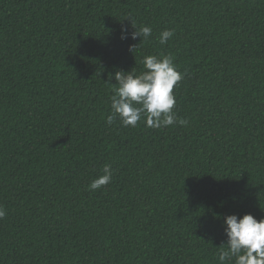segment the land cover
<instances>
[{
	"label": "trees",
	"instance_id": "16d2710c",
	"mask_svg": "<svg viewBox=\"0 0 264 264\" xmlns=\"http://www.w3.org/2000/svg\"><path fill=\"white\" fill-rule=\"evenodd\" d=\"M146 55L187 125L107 122ZM0 206V264H217L225 216L264 218V0H0Z\"/></svg>",
	"mask_w": 264,
	"mask_h": 264
},
{
	"label": "clouds",
	"instance_id": "9594fccd",
	"mask_svg": "<svg viewBox=\"0 0 264 264\" xmlns=\"http://www.w3.org/2000/svg\"><path fill=\"white\" fill-rule=\"evenodd\" d=\"M132 27L133 21L131 20ZM131 32L132 39L148 41L152 36L150 26H141ZM121 39H128L126 28L121 29ZM174 35V30L165 29L160 33L159 43L164 45ZM141 63L144 71L136 73L117 71L116 84L112 85L114 95L110 97L111 113L107 122L112 124L119 118L123 127H136L138 122L153 129L175 124L187 125L188 121L177 118L173 111L176 104L174 87L183 79L170 55H146ZM113 178L111 165L103 166V174L92 180L88 189L96 191L109 185ZM6 212L0 206V219ZM223 234L226 240L218 247L217 264H264V218L257 219L251 213L238 217L236 214L223 218Z\"/></svg>",
	"mask_w": 264,
	"mask_h": 264
}]
</instances>
